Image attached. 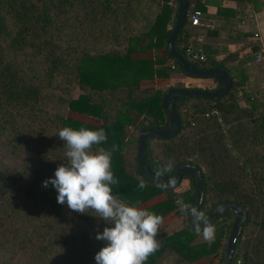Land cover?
<instances>
[{
    "label": "trees",
    "instance_id": "16d2710c",
    "mask_svg": "<svg viewBox=\"0 0 264 264\" xmlns=\"http://www.w3.org/2000/svg\"><path fill=\"white\" fill-rule=\"evenodd\" d=\"M169 1L0 0L2 264H96V253L106 246L105 241L95 237L111 225L91 213L81 215L66 204H58L54 187L42 186L65 163V148L57 136L62 127L103 129L107 142L93 145V150L118 146L112 155L111 170L119 183L112 185V190L126 203L139 201L141 207L162 195L164 200L145 209L163 218L171 212L182 214L176 204L178 199L194 206L193 176L182 177L181 181L187 180L189 186L179 193L176 190L181 182L173 188L148 180L136 159L139 131L167 126L163 94L171 88H184L154 91L139 99L133 96L144 80L166 79L177 72L186 75L167 47L178 10L177 0H171L174 8ZM187 4L175 50L194 69L224 70L232 87L216 100L177 99L174 108L181 121L180 132L168 139L146 140V168L157 176V169L171 161V170L161 177H171L182 165L198 169L203 178L200 211L208 216L216 205L232 203L246 212L231 264H264V99L244 94L243 85L232 80L222 61L206 57L198 63L186 57L185 49L194 41L188 13L196 7L201 9L199 0H187ZM160 47L164 48L163 61H172L174 70L170 66L155 69L150 59L131 57ZM201 79L216 83L212 91L222 87L215 78ZM62 80L75 83L83 91L69 99L65 111L103 119L104 105L103 100L97 101L99 96L111 101L117 113L114 121L94 126L70 118L65 111L63 116L49 115L41 106L42 91L59 86ZM238 93L247 102L252 98L251 104L240 106ZM135 117L140 120L133 124ZM130 125L135 132V148L127 161L124 152L130 142L125 128ZM141 182L146 185L143 189L139 187ZM229 215L233 216L231 224L219 222ZM234 218L229 211L213 223L215 236L211 243L196 242L198 236L188 223L172 234L157 236L159 250L145 264H164L166 257L171 264H195L202 258L219 255L223 258ZM16 255L19 257L14 259Z\"/></svg>",
    "mask_w": 264,
    "mask_h": 264
},
{
    "label": "clouds",
    "instance_id": "9594fccd",
    "mask_svg": "<svg viewBox=\"0 0 264 264\" xmlns=\"http://www.w3.org/2000/svg\"><path fill=\"white\" fill-rule=\"evenodd\" d=\"M57 136L65 148V163L59 165L54 178L46 179L42 186L47 188L51 184L54 187L58 204H66L71 211L81 215L91 213L111 225L95 237L106 242L94 257L96 264H145L149 256L159 250L157 236L164 218L140 207L139 201L126 203L113 194L112 185L118 184L119 180L111 170L112 155L118 146L93 150V145L107 142L103 129L62 127ZM171 167L169 161L157 169L156 175H163ZM169 186L175 187L174 179L169 181ZM139 187L143 189L146 185L141 182ZM176 204L181 213L191 216L195 234L211 243L215 226L205 213L183 199L176 200Z\"/></svg>",
    "mask_w": 264,
    "mask_h": 264
},
{
    "label": "crops",
    "instance_id": "0c3cea01",
    "mask_svg": "<svg viewBox=\"0 0 264 264\" xmlns=\"http://www.w3.org/2000/svg\"><path fill=\"white\" fill-rule=\"evenodd\" d=\"M168 5L175 7V3L171 0ZM198 6L201 9L196 7V10L202 13L201 24L200 26H190L194 40L191 46L200 49L205 57H210L218 62L222 61L232 80L243 85L244 94L253 93L258 98L264 99V63L255 62V53L264 48V0H199ZM193 8L195 10V7L192 6ZM256 32L260 35L259 40L253 37ZM131 57L135 60L150 59L154 62L155 69L167 67L171 63L170 60L163 61L164 48L161 47L146 52H138ZM171 87L199 88L212 91L215 89L216 83L212 79L188 77L177 72L166 79L156 77L153 80L142 81L139 89L133 92V96L139 99L151 95L154 91L165 92ZM145 90H150V92H144ZM238 95L241 96L240 93ZM100 100H103L102 104L104 105L103 115L105 118L103 119L68 110L66 114L70 118L88 125L100 126L103 122L110 124L114 121L117 113H115L109 99L98 96L97 101ZM252 101L247 102L246 98L241 96L238 99V104L245 107L250 105ZM139 120L140 118L135 117L133 124ZM134 133L133 125L126 126L125 136L126 140L130 142L129 147L124 152L127 161L131 159L132 153H134ZM188 186V181L182 180L179 191L176 192H183L187 190ZM162 200L164 198L158 201ZM149 202L143 205L155 204L148 205Z\"/></svg>",
    "mask_w": 264,
    "mask_h": 264
},
{
    "label": "water",
    "instance_id": "95a60500",
    "mask_svg": "<svg viewBox=\"0 0 264 264\" xmlns=\"http://www.w3.org/2000/svg\"><path fill=\"white\" fill-rule=\"evenodd\" d=\"M178 10L176 19L171 30V33L167 39V47L170 56L174 59L179 69L186 75L194 78H215L222 83V87L214 91H202V90H189L184 88H171L166 91L162 96V107L165 109L168 116V123L165 128L160 129H142L139 131L137 140V163L138 168L142 175L148 180L160 183L164 185H169L170 180H175V185L181 182V179L185 175H191L194 177L196 182L195 189V204L198 210L202 202L203 194V178L198 169L192 165H182L176 169L171 177H161L155 176L149 173L146 168V140L150 137H159L163 139L171 138L177 135L181 129V121L177 111L174 108V102L177 99L185 98H206L211 100H216L227 94L232 87V81L228 74L222 69H211V70H198L189 66L187 61L179 54L174 47L175 39L177 34L182 29L185 23V17L187 14V0H177ZM233 212L235 215L234 221L232 223L228 239L226 241L223 258L221 264H231V258L233 251L235 249V243L240 235L242 225L245 222L247 215L246 212L240 207L232 203H220L216 205L212 211L207 216L211 224L217 221L226 212ZM187 223L190 228H192V218L190 215L187 216ZM203 228V225H201ZM193 229V228H192Z\"/></svg>",
    "mask_w": 264,
    "mask_h": 264
},
{
    "label": "rangeland",
    "instance_id": "374dc122",
    "mask_svg": "<svg viewBox=\"0 0 264 264\" xmlns=\"http://www.w3.org/2000/svg\"><path fill=\"white\" fill-rule=\"evenodd\" d=\"M61 80V79H59ZM58 80V81H59ZM83 91L79 90L77 88V85L75 83H68L66 80H62L59 84V86L45 88L42 91V102L41 106L42 108L51 116L59 115L63 116L64 111L66 110L67 104L69 99H72L73 97H77L80 95ZM67 101V102H66ZM67 111H65V115ZM137 150V149H136ZM2 154H5L4 152ZM185 184V183H184ZM179 189V188H178ZM176 191H179V190ZM164 196H159L158 198L152 199L151 202L148 203H158V200L163 199ZM142 208H147L148 206L142 205ZM187 216L185 214H178L175 212H171L170 214L166 215L163 220V224L160 226L159 229V235L158 236H165L172 234L174 231L183 229L187 224ZM233 220V216H228L227 218H222L219 222L224 224H231ZM196 242H205L202 236H199L198 239H196ZM220 253H222V250H220ZM1 256V254H0ZM19 257V255H16L14 259ZM59 260H61V255H59ZM222 257L219 255L216 258L213 257H206L198 260L195 264H221ZM164 264H171V260L166 257L163 261ZM0 264L1 260H0Z\"/></svg>",
    "mask_w": 264,
    "mask_h": 264
},
{
    "label": "built area",
    "instance_id": "2783aa9c",
    "mask_svg": "<svg viewBox=\"0 0 264 264\" xmlns=\"http://www.w3.org/2000/svg\"><path fill=\"white\" fill-rule=\"evenodd\" d=\"M202 16V13L200 11H192L189 14V22L191 26H200V18ZM253 37L255 39H260V35L258 32L254 33ZM185 55L186 57L191 60L192 62H204L206 60V57L204 53L200 49H195L192 46H188L185 49ZM255 62L256 63H264V48H261L259 51L255 53ZM170 68L172 70L175 69V64L171 61ZM251 100H253L251 98ZM211 114H214V111L211 112Z\"/></svg>",
    "mask_w": 264,
    "mask_h": 264
}]
</instances>
